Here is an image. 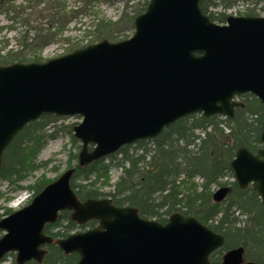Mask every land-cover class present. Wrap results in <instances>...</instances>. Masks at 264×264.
I'll return each instance as SVG.
<instances>
[{
    "label": "water",
    "instance_id": "1",
    "mask_svg": "<svg viewBox=\"0 0 264 264\" xmlns=\"http://www.w3.org/2000/svg\"><path fill=\"white\" fill-rule=\"evenodd\" d=\"M201 2L149 0L127 39L103 38L43 62L0 64V168L15 135L46 114L81 118L72 133L81 144L78 162L87 165L153 139L187 115L232 118L243 105L235 99L240 95L264 104V16L227 15L217 23ZM259 139L255 152L238 147L230 166L237 186L250 185L264 203V125ZM73 171L65 169L0 219V261L15 252L16 264L41 263V246L51 242L43 227L64 210L78 224L98 221L55 240L63 253L78 254L75 264H211L210 254L224 244L222 234L180 212L159 223L109 197L81 201L70 186ZM228 191L218 187L213 200ZM220 264L257 263L244 260L240 245L225 251Z\"/></svg>",
    "mask_w": 264,
    "mask_h": 264
},
{
    "label": "trees",
    "instance_id": "2",
    "mask_svg": "<svg viewBox=\"0 0 264 264\" xmlns=\"http://www.w3.org/2000/svg\"><path fill=\"white\" fill-rule=\"evenodd\" d=\"M13 1L0 0L1 11L11 13L12 19H18L26 28L16 38L17 48L0 55V64L42 62L44 60L39 51L55 36V31L50 29L60 27L49 25L37 28L30 25L29 13L36 11L37 4H33L34 0H28V6L19 5L21 11H17ZM235 1L202 0L201 8L212 21L223 23L227 16L225 9ZM148 2L138 0L132 14L123 15L121 22L133 27L135 16L145 10ZM47 5L52 12L50 15L57 18L56 22L70 13L62 0H53V4L50 1ZM217 7L222 10L217 11ZM246 15L255 14L248 12ZM50 18L52 22L53 18ZM240 98L243 105L235 109L232 118H221L218 114L210 117H203L200 113L187 115L165 127L155 138L123 145L115 153L87 165H80L78 153L70 152L67 165L74 169L70 179L71 188L79 200L109 197L114 205L133 206L140 217L159 223L166 222L167 216L173 212L196 218L225 238L224 244L211 253V264H220L223 252L237 245L244 247L247 259L264 264V203L258 193L251 186L240 189L233 181L225 199L216 202L212 198V186L226 185L221 179L233 176L230 162L236 149L244 145L255 152L262 146L259 135L264 125V104L251 94H243ZM60 118L42 115L27 123L15 135L3 151L0 180L7 181L14 189L25 187L33 192V196L53 180L41 175L26 186L21 184L31 173L50 162L37 158L47 140L55 136V132L47 127ZM71 139L73 143L77 141L74 137ZM113 158L117 159L116 165L121 168V174L112 189L103 192L99 186L108 184ZM195 178L201 180L200 185L195 183ZM233 208L247 217L242 226L236 225L238 218L234 216ZM11 212L6 209L5 215ZM96 225L97 221L92 219L79 226L70 219V212L64 210L55 223L45 224L43 232L54 241L78 227L84 230ZM77 259L76 253L64 254L53 242L46 246L42 264H75ZM8 264L16 262L12 260ZM25 264L36 263L28 261Z\"/></svg>",
    "mask_w": 264,
    "mask_h": 264
},
{
    "label": "rangeland",
    "instance_id": "3",
    "mask_svg": "<svg viewBox=\"0 0 264 264\" xmlns=\"http://www.w3.org/2000/svg\"><path fill=\"white\" fill-rule=\"evenodd\" d=\"M50 1L53 4V0H34L33 4H37L36 11L29 13L30 25L37 26V28H45L49 25L60 27L55 30H53V27L50 29L52 32L55 31V36L39 51V55L44 61L68 53L70 49L73 51L98 42L103 38L109 41L124 40L134 32V26L123 24L121 19L123 15L130 16L132 14L138 0H62L70 13L67 16L60 17V22H56L57 18L50 15L51 11H49L47 5V2L49 4ZM27 2L28 0H14L12 4L17 11H21L19 5L26 6ZM216 10L220 11L222 9L217 7ZM225 12L227 15L236 16L246 15L248 12H252L256 16H264V0H236L230 7L225 9ZM50 17H54L52 22ZM108 22H111V24ZM25 28L26 26L20 23L18 19H12L11 13L7 14L1 11L0 8V55H4L8 50L14 51L17 48L16 38ZM4 43H6L5 47H3ZM239 101L242 102L240 97ZM221 118L223 117L221 116ZM80 120L81 118L75 115L62 117L47 127L49 131L55 132V136L47 140L37 159L41 161L50 160V162L46 167L31 173L21 183L22 185L26 186L32 183L41 175L48 179H55L68 168L69 153H78L80 150V147H78L81 145L80 141L76 139L77 141L73 143L71 139L73 137L72 126ZM68 130H70V133ZM116 162L117 159H114L112 164L110 163L108 184L99 186V189L103 192L111 190L112 185L121 174V168L116 165ZM194 181L200 185V179L195 178ZM221 181L226 182V185L231 187L234 177L225 176ZM217 187L212 186L211 191L213 192ZM32 197L33 192L31 190L25 187L14 189L13 186L8 185L7 181L0 180V219L6 216V209L14 211L29 203ZM232 210L234 216L238 218L236 225L242 226L247 217L241 214L237 208ZM79 230L81 231V228L74 229V231ZM74 231L72 230V232ZM2 234L3 231L0 230V236ZM14 259L15 253L11 252L2 264H8ZM245 260L249 259L245 258Z\"/></svg>",
    "mask_w": 264,
    "mask_h": 264
},
{
    "label": "flooded vegetation",
    "instance_id": "4",
    "mask_svg": "<svg viewBox=\"0 0 264 264\" xmlns=\"http://www.w3.org/2000/svg\"><path fill=\"white\" fill-rule=\"evenodd\" d=\"M57 219H58V218H57ZM57 219H56V220H57ZM56 220H55L54 222L50 223V224L55 223ZM79 226H80V225H79ZM78 228H80V227H78ZM237 246H240V245H237ZM237 246H233V247H231V248H234V247H237ZM42 248H43V250L45 251L46 245H43ZM231 248H229V249H231ZM243 249H244V247H243ZM244 251H245V250H244ZM245 261H247V260H245Z\"/></svg>",
    "mask_w": 264,
    "mask_h": 264
}]
</instances>
